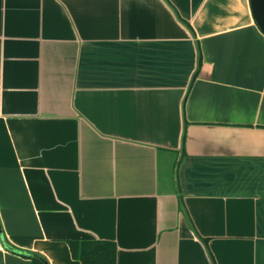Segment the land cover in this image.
<instances>
[{"label":"crops","instance_id":"0c3cea01","mask_svg":"<svg viewBox=\"0 0 264 264\" xmlns=\"http://www.w3.org/2000/svg\"><path fill=\"white\" fill-rule=\"evenodd\" d=\"M264 264V35L250 0H0V264Z\"/></svg>","mask_w":264,"mask_h":264},{"label":"trees","instance_id":"16d2710c","mask_svg":"<svg viewBox=\"0 0 264 264\" xmlns=\"http://www.w3.org/2000/svg\"><path fill=\"white\" fill-rule=\"evenodd\" d=\"M71 255L81 264H116L117 248L108 241H71L69 243ZM25 255L32 264H49L47 259L36 252Z\"/></svg>","mask_w":264,"mask_h":264},{"label":"water","instance_id":"95a60500","mask_svg":"<svg viewBox=\"0 0 264 264\" xmlns=\"http://www.w3.org/2000/svg\"><path fill=\"white\" fill-rule=\"evenodd\" d=\"M250 7L253 19L264 35V0H250Z\"/></svg>","mask_w":264,"mask_h":264},{"label":"built area","instance_id":"2783aa9c","mask_svg":"<svg viewBox=\"0 0 264 264\" xmlns=\"http://www.w3.org/2000/svg\"><path fill=\"white\" fill-rule=\"evenodd\" d=\"M0 248H1V242H0Z\"/></svg>","mask_w":264,"mask_h":264}]
</instances>
